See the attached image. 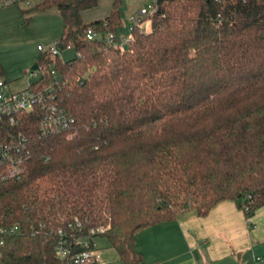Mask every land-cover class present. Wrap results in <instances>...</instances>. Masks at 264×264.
Instances as JSON below:
<instances>
[{
    "label": "trees",
    "instance_id": "trees-1",
    "mask_svg": "<svg viewBox=\"0 0 264 264\" xmlns=\"http://www.w3.org/2000/svg\"><path fill=\"white\" fill-rule=\"evenodd\" d=\"M97 3L30 7L58 10V46L75 56L42 53L27 87L51 85L74 120L42 137L38 112L17 126L31 156L21 179H0V222L20 225L0 264H66L51 229L75 217L83 230L104 227L98 236L124 264H148L139 229L223 199L247 219L264 204V0H155L150 29L133 24L123 50L105 41L117 37L122 0L85 23L81 12Z\"/></svg>",
    "mask_w": 264,
    "mask_h": 264
},
{
    "label": "built area",
    "instance_id": "built-area-1",
    "mask_svg": "<svg viewBox=\"0 0 264 264\" xmlns=\"http://www.w3.org/2000/svg\"><path fill=\"white\" fill-rule=\"evenodd\" d=\"M19 3L28 8L33 6V0H0V8ZM155 11L156 5L153 2L148 3L141 7L135 15H130L129 19L140 27L141 20L152 16ZM96 36L97 33L92 28L87 29L86 38L88 40H92ZM115 39V34L108 33L105 41L106 43H113ZM131 39L130 35L127 38H123L121 44L115 41V47L123 50L124 46L130 43ZM58 48L57 40L48 50L51 55L57 56L59 54ZM66 48L70 49V46ZM37 49L40 51L44 50L40 45L37 46ZM35 74L36 72H31V75ZM51 74L57 80V73L51 70ZM30 112L39 113L38 136L40 137L69 129L74 120L67 110L56 100L51 85L35 89L33 87H26L14 90L11 88L10 82L0 74L1 180H19L25 175L27 163L31 156V149L28 145V135L18 129L17 126L22 122L23 116ZM73 222L75 224L72 222L67 224L68 228L58 226L55 229H51L56 235L54 244L55 254L61 258H66V264H108L97 242L98 234L104 230V227H90L83 230L79 227V218L75 217ZM248 223L251 224L250 218H248ZM76 229L80 233L77 234L75 232ZM19 231L20 225L16 222H0V245L4 243L7 236ZM256 259L258 261L261 260L259 256Z\"/></svg>",
    "mask_w": 264,
    "mask_h": 264
},
{
    "label": "crops",
    "instance_id": "crops-1",
    "mask_svg": "<svg viewBox=\"0 0 264 264\" xmlns=\"http://www.w3.org/2000/svg\"><path fill=\"white\" fill-rule=\"evenodd\" d=\"M41 1L43 0H35V4ZM112 1L107 0L103 3L99 13L90 11L91 9L83 10L81 12L83 21L89 23L103 19L110 11ZM148 3L152 2L123 0L121 11L127 5L129 14L135 15ZM96 6H100V0ZM51 9L59 14L56 8ZM22 88L24 87L20 89ZM250 220L251 224L248 223L244 212L237 207L234 200L223 199L205 215H198L195 209H191L182 212L173 220L151 225L153 227V263L146 261L145 249L137 245L140 229L136 234V247L143 252L148 264H264V255H250L262 239L264 240V204L255 210ZM257 256L261 258L260 261L256 259Z\"/></svg>",
    "mask_w": 264,
    "mask_h": 264
},
{
    "label": "rangeland",
    "instance_id": "rangeland-1",
    "mask_svg": "<svg viewBox=\"0 0 264 264\" xmlns=\"http://www.w3.org/2000/svg\"><path fill=\"white\" fill-rule=\"evenodd\" d=\"M106 1L100 0V6L90 8V11H98L99 13ZM154 1L150 0V2ZM33 5H35V0H33ZM29 9L21 3L0 8V66L3 69L4 78L11 83L13 89L25 88L29 83L36 80L38 73L31 75L30 68L39 63L42 53L51 55L48 48L60 39L64 29L62 18L59 14L53 12L51 8L43 11ZM129 12V8L127 11V5L121 11L122 24L116 35V41L119 44L123 42V38H127L131 34L130 28L134 23L129 19ZM150 26V19L143 18L140 29L148 31ZM55 35L58 37H54ZM38 45L42 46L44 50H38ZM126 47L125 45L124 48ZM58 50V58L62 61L75 56L73 49L58 48ZM51 56L53 57V55ZM49 67L52 68L53 64L51 63ZM139 232L137 245L139 248L143 247L142 249H145L146 261L153 263V227H143ZM97 242L108 264H124L119 260L105 237H98ZM251 254L264 255L263 239L250 252Z\"/></svg>",
    "mask_w": 264,
    "mask_h": 264
},
{
    "label": "water",
    "instance_id": "water-1",
    "mask_svg": "<svg viewBox=\"0 0 264 264\" xmlns=\"http://www.w3.org/2000/svg\"><path fill=\"white\" fill-rule=\"evenodd\" d=\"M37 69H38V65H37V64L33 65V66L30 68L31 71H35V70H37Z\"/></svg>",
    "mask_w": 264,
    "mask_h": 264
}]
</instances>
